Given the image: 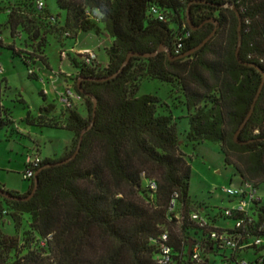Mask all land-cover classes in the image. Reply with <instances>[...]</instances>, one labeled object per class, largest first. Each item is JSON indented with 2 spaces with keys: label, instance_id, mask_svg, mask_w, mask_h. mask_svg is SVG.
Listing matches in <instances>:
<instances>
[{
  "label": "trees",
  "instance_id": "trees-1",
  "mask_svg": "<svg viewBox=\"0 0 264 264\" xmlns=\"http://www.w3.org/2000/svg\"><path fill=\"white\" fill-rule=\"evenodd\" d=\"M37 1L17 0L7 12L11 35L20 29L36 44V52L42 53L47 37L63 45L62 41H75L79 34H106L112 43L105 49L108 64L104 68L94 70L96 66L84 64L82 56H69L72 68L79 71L74 89L84 99L85 115L61 107L59 128L50 117L56 111L50 103L39 109L37 118L28 114L23 120L40 129L69 131L74 138L62 157L46 159L35 168V174L40 171L38 188L29 201L16 202L5 195L26 198L34 188L33 178H24L31 183L24 195L0 185V264H155L156 242L164 233L177 264H192L190 243L209 241L190 217L195 212L203 215L208 208L190 197L192 169L180 151V135L185 133L193 147L219 143L226 165L240 183L264 187V87L239 135L247 144L234 142L264 78V0H57L59 9L66 12L64 23L50 13L45 1L39 11ZM232 6L242 20L239 58L243 64L235 55L239 21ZM152 7L164 14L166 22L151 14ZM188 9L195 27L211 19L219 25L201 50L179 61H170L163 52L150 59L134 57L117 78L103 83L84 80L83 92L79 91V77L113 76L130 53L154 54L163 47L172 53L173 45L190 30ZM214 30L212 23L190 30L181 53L173 57L195 49ZM40 61L48 68L45 60ZM25 65L29 67L28 62ZM142 79L172 85L177 92L173 100L185 116L176 117L173 111L161 115L158 97L137 96ZM1 104L0 96V131L14 127ZM183 119L188 120L189 130L181 132ZM79 145L76 157L60 164ZM29 168L25 164L23 176ZM149 182L155 183L156 190L149 188ZM253 209L259 222H264V202ZM22 216H29L32 232L23 245L17 237L3 233L9 221L18 232ZM219 216L229 223L240 217H226L222 212L212 224Z\"/></svg>",
  "mask_w": 264,
  "mask_h": 264
},
{
  "label": "rangeland",
  "instance_id": "rangeland-1",
  "mask_svg": "<svg viewBox=\"0 0 264 264\" xmlns=\"http://www.w3.org/2000/svg\"><path fill=\"white\" fill-rule=\"evenodd\" d=\"M44 1L50 13L56 17L59 16L60 21L64 23L66 12L59 9L57 0ZM16 2L17 0H0V36L2 38L0 41L2 44L0 46V64L4 68L0 83L1 105L8 112L15 127V129L7 127L0 131V185L8 191L24 195L31 184L29 181H25L23 176L25 164L29 158L34 160L38 155L42 161H45L57 155L62 157L61 153L72 143L74 136L66 130L28 126L23 120L28 114H31L34 119L37 118L40 108L54 103L56 111L50 117L54 123L59 124L60 117L57 115L58 110L61 109L58 103L59 95L66 89L76 93L74 83L79 76V71L72 68L69 56L77 58V56H73V54L76 55V52L89 51L96 55L99 63L105 64L107 61L105 47L108 43L103 39H97L92 34H79L76 41H62L63 45H59L56 40L47 37V44L42 53L36 52V44L33 45L27 40V36L20 29L11 35L7 24V12ZM92 15L96 17L95 12ZM96 18L98 19V17ZM97 24L100 30H103L102 23L98 22ZM70 35L73 33L71 32ZM10 47H13L14 51ZM28 58L30 61L27 60ZM40 60H45L48 68ZM26 62L29 67L25 65ZM94 66H96L95 70L101 65L96 62ZM49 68L51 72L47 71ZM138 86L137 96L151 95L161 100L159 114H170L173 111L176 117L185 116V110L173 100L177 97V92L172 85L142 79ZM43 96L47 98V101ZM73 103L75 104L73 110L85 115L84 99H73ZM58 127H62V123ZM179 130L181 132L189 130L187 119L180 122ZM27 133L30 134V138L27 137ZM179 146L192 169L190 197L197 204H203L208 208V212H203V215L211 224L214 216L239 204L238 199L229 198L222 190L230 186H238L240 178L235 175L230 166L226 165L225 156L219 143L204 142L193 147L187 142L184 133L180 135ZM142 185L146 190L148 189L144 180ZM258 195L264 201V187L259 189ZM217 221L213 224L215 227H233V223L227 222L220 216ZM9 222L4 226L3 233L17 237L21 245L25 244V240L29 238L27 234H32L29 229V216H22V225L18 232L15 231L14 224ZM225 223L229 224L225 225ZM25 252L23 251V254ZM209 257L216 263H221L223 252L211 254ZM256 259L255 251L252 250L247 255V260L254 263Z\"/></svg>",
  "mask_w": 264,
  "mask_h": 264
},
{
  "label": "built area",
  "instance_id": "built-area-1",
  "mask_svg": "<svg viewBox=\"0 0 264 264\" xmlns=\"http://www.w3.org/2000/svg\"><path fill=\"white\" fill-rule=\"evenodd\" d=\"M44 0L37 1V9L41 11L44 9ZM151 14L160 22H166L164 14L157 8H151ZM186 26L183 30L185 31ZM191 31L186 30L183 38H180L175 45H173V55H179L183 49V41L190 38ZM0 36V41H1ZM77 55L82 56L84 64L90 67L97 62V57L93 52L79 51ZM4 72L3 66L0 64V83L1 76ZM73 99L81 100L82 98L70 89L64 90L60 93L58 103L63 109H73L75 104ZM42 162L41 158L37 155L34 160L29 158L26 163L30 166L25 171L24 178L34 179L35 168ZM149 188L156 190L154 182H149ZM259 189L250 183H239L238 186H230L224 188L222 192L229 198L239 200V204L231 209H225L224 215L226 217L240 216L236 220H232L231 228L215 227L212 222L208 220L199 212L192 213L190 219L194 222L200 230L207 233L209 244L197 241L193 244L189 261L192 264H209L214 260L210 259L211 254L223 252V260L221 263L213 264H264V222L260 223L258 213L254 211L253 207L256 204L263 203V199L258 195ZM176 200L171 201V209L175 208ZM229 224V223H228ZM159 245L157 255L155 257V264H177L174 258L173 249L169 244V237L164 233L156 242ZM254 250L257 259L254 263L247 260V255Z\"/></svg>",
  "mask_w": 264,
  "mask_h": 264
},
{
  "label": "water",
  "instance_id": "water-1",
  "mask_svg": "<svg viewBox=\"0 0 264 264\" xmlns=\"http://www.w3.org/2000/svg\"><path fill=\"white\" fill-rule=\"evenodd\" d=\"M231 9L236 13L237 18H238V21H239V26H238V48H237V50H236V54H235V55H236V58H237L238 62H239L240 64H243L242 61H241L240 58H239V52H240V48H241V44H242V37H241L242 20H241L240 14L237 12L236 8L232 6ZM186 23H187L189 29L192 30V31H197V30L201 29L204 25H206V24H208V23H212V24H214V25H215V30L213 31V33H212L209 37H207V38H206V39H205V40H204L199 46H197L195 49L191 50L190 52H188V53H186V54H183V55H181V56H178V57H173V54L171 53V51H170L168 48H166V47L160 48V49H159L156 53H154V54H138V53H130V54L127 56L125 62L122 64L120 70H119L115 75H113V76L106 77V78H87V79L82 78V77H79V78H78V82H77V86H78L79 91H80L81 93L83 92L82 89H81V83H82V81H84V80H85V81H89V82L103 83V82L111 81V80L117 78L118 75L121 74V73L123 72V70L125 69V67L128 66L129 62H130L131 59L134 58V57H136V58L150 59V58H154V57H156L159 53L163 52V53H165V54L167 55V57H168V59H169L170 61H179V60H183V59H185V58L191 56L192 54L198 52L199 50H201V49H202V48H203V47H204V46H205V45H206V44H207V43H208V42L214 37V35H215V33H216V31H217V29H218V27H219L218 23H217L214 19H211V20H209V21H206V22L203 23L202 25H200V26H198V27H195V26L193 25V23H192V20H191V17H190V10H189V9L187 10V19H186ZM263 87H264V78H263V81H262V83H261V86H260V88H259V90H258V93H257V95H256V97H255V99H254V102H253V104H252V107H251L250 112L248 113L247 117L245 118L242 127L238 130V132H237V133L235 134V136H234V142H235L236 144H239V145H245V144H247V143H243V142H241V141L239 140V135H240L242 129L246 126L247 122L250 120V118H251V116H252V114H253V112H254L255 105H256V103H257V101H258V99H259V97H260V94H261V92H262V90H263ZM87 97H91V96L89 95V96H87ZM94 105H96V100H94ZM85 133H86L85 131L82 133L81 138H80V143H81V141H82L83 136L85 135ZM79 150H80V145L78 146L77 151H76V152H75V153H74L69 159H67V160H65V161H63V162H60V164H65V163H68V162L72 161V160L76 157V155L78 154ZM39 173H40V171L36 172V174H35V178H34V188H33L32 192H31V194H30L29 196H27L26 198H21V197H18V198H17V197H14V196L10 195V194H7V195H5V198H6V199H9V200H12V201H16V202H26V201H29L31 198H33V196L35 195V193H36V191H37V188H38V182H39V181H38V175H39ZM192 245H193V243H190V246H189V248H188V255H189V256H190V254H191Z\"/></svg>",
  "mask_w": 264,
  "mask_h": 264
},
{
  "label": "crops",
  "instance_id": "crops-1",
  "mask_svg": "<svg viewBox=\"0 0 264 264\" xmlns=\"http://www.w3.org/2000/svg\"><path fill=\"white\" fill-rule=\"evenodd\" d=\"M88 34H92V35H94L93 33H88ZM97 39H103V40H105V42H107L108 44L106 45V47H105V49H107L108 47H110V45H111V43H112V40H111V38L110 37H108V35H101L100 37H98V36H96V35H94ZM78 37V36H77ZM76 41V40H75ZM82 50H84V49H82ZM97 64L98 65H101L102 67H106L107 66V64H108V60L106 61V63L105 64H102V63H99L98 61H97ZM47 71H49V72H51V70H50V68L49 69H47ZM28 135H27V137H29L30 138V134L29 133H27ZM24 137H26V136H24ZM64 151H65V149H64ZM64 151L61 153V154H63L64 153ZM61 155H57V156H54V157H51L50 159H58L59 157H60ZM13 192V191H12ZM15 193H17V192H15ZM18 194H20V195H22V193H18ZM25 194V193H24Z\"/></svg>",
  "mask_w": 264,
  "mask_h": 264
}]
</instances>
